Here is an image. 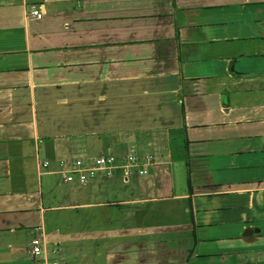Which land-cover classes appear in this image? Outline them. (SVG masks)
Returning <instances> with one entry per match:
<instances>
[{
    "label": "crops",
    "instance_id": "crops-1",
    "mask_svg": "<svg viewBox=\"0 0 264 264\" xmlns=\"http://www.w3.org/2000/svg\"><path fill=\"white\" fill-rule=\"evenodd\" d=\"M42 1L36 20L0 0V264H37L35 237L68 264L55 254L80 232L46 209L102 206L117 226L83 233L104 264H264V0ZM131 152L127 177L64 179L75 159ZM55 174L76 195L44 206Z\"/></svg>",
    "mask_w": 264,
    "mask_h": 264
},
{
    "label": "rangeland",
    "instance_id": "rangeland-1",
    "mask_svg": "<svg viewBox=\"0 0 264 264\" xmlns=\"http://www.w3.org/2000/svg\"><path fill=\"white\" fill-rule=\"evenodd\" d=\"M207 132H211V130H207ZM241 141H244V139H241ZM264 142V141H263ZM264 144V143H263ZM264 146V145H263ZM262 146V147H263ZM251 178L253 179H258L261 177H264V170H259L258 168H254L251 171ZM213 173L209 172L208 177L212 176ZM59 174L52 175L51 178L53 179L54 182V187L53 191L48 190V186L45 184V180L43 178L42 181V192L44 199L48 198L49 201L44 200V206L54 204H60V203H67L74 197L76 194H72L68 196L66 192H60L58 193V189L62 190L66 187L73 188L74 184L72 183H64L59 180ZM106 185H113L114 181L109 179L106 181H102ZM118 186H122V183L119 181L117 182ZM68 188V189H69ZM69 191V190H68ZM77 191V190H76ZM70 192V191H69ZM56 197V200H53V198ZM58 197V198H57ZM95 198H92L91 200H94ZM81 200H88L86 199H81ZM103 207V206H102ZM102 207H82V208H62V207H49L46 209L45 215H46V220L48 227L52 228L55 227L57 224L58 220H63L62 224V229L66 230L68 226L71 228V233L73 234L72 230H79L80 233H74L73 237H77L79 240H68L66 243L65 242H60V250L55 254V256H58L60 258V255L62 252H68L69 253V259H65L68 264H88L90 260L95 259L97 263L104 264L105 263V258H104V251L103 247H100V251L102 252L101 255H95L94 252L96 251V248H90L89 244H92L90 237L88 233L86 232L83 233L84 231H87L89 228L92 227H97L101 229H106V228H112L114 226H117L115 223H107L106 220H102L103 218H99L100 214L99 212H105L104 208ZM176 213H174V216L176 217V220L178 221L181 216L184 215L183 211V203L178 201L176 205L173 207ZM108 212L112 213L111 214V219L116 215L120 216V214L117 213V209L114 207H111ZM115 212V215L113 214ZM186 214V213H185ZM90 217H95L99 219L98 223L96 224H91L89 218ZM256 220L258 223L262 224L264 223V209L262 211H259L255 215ZM162 233L164 234H169L172 231V246H176L175 240L180 237L185 235V231L182 230L179 227V223H172V228L169 227V225H161L160 227ZM70 236V235H69ZM71 238V237H70ZM104 238V237H102ZM100 243L103 241L101 239H98ZM99 251V250H98Z\"/></svg>",
    "mask_w": 264,
    "mask_h": 264
},
{
    "label": "built area",
    "instance_id": "built-area-1",
    "mask_svg": "<svg viewBox=\"0 0 264 264\" xmlns=\"http://www.w3.org/2000/svg\"><path fill=\"white\" fill-rule=\"evenodd\" d=\"M11 2H20L26 8V13L33 19L39 20L44 15V5L42 0H11ZM141 161L138 159L137 154L131 152L126 155L123 159H117L112 154H99L93 157L89 161H84L81 158L75 159L71 168L64 174V179L66 181H72L76 179L80 183L87 182L93 179L98 171H104L106 174H110L114 169H122L125 177L129 175L131 167L141 165ZM140 172H145V170L140 169ZM31 251L36 260L37 264H65L57 259L52 261H46L43 256L42 240L39 237L32 239Z\"/></svg>",
    "mask_w": 264,
    "mask_h": 264
},
{
    "label": "water",
    "instance_id": "water-1",
    "mask_svg": "<svg viewBox=\"0 0 264 264\" xmlns=\"http://www.w3.org/2000/svg\"><path fill=\"white\" fill-rule=\"evenodd\" d=\"M252 231V229L251 228H249L248 230H247V233H250Z\"/></svg>",
    "mask_w": 264,
    "mask_h": 264
}]
</instances>
